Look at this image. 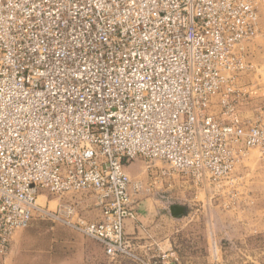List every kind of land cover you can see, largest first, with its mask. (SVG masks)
Here are the masks:
<instances>
[{
  "label": "built area",
  "instance_id": "2783aa9c",
  "mask_svg": "<svg viewBox=\"0 0 264 264\" xmlns=\"http://www.w3.org/2000/svg\"><path fill=\"white\" fill-rule=\"evenodd\" d=\"M263 8L264 0H0V256L45 217L124 255L136 196L154 188L133 179L127 161L166 163L155 179L174 171L220 181L252 149L264 153V126L230 112ZM44 190L94 192L103 217L81 218L72 203L46 210Z\"/></svg>",
  "mask_w": 264,
  "mask_h": 264
},
{
  "label": "rangeland",
  "instance_id": "374dc122",
  "mask_svg": "<svg viewBox=\"0 0 264 264\" xmlns=\"http://www.w3.org/2000/svg\"><path fill=\"white\" fill-rule=\"evenodd\" d=\"M262 21L264 24V18ZM247 60L253 66L239 76L240 95L232 97L236 101L230 112L264 126V29L250 44ZM212 111L221 121L229 122L221 104L213 105ZM127 163L141 167L140 171L149 165L169 168L160 160L142 156ZM136 178L144 185L152 184L165 197L161 199L167 206L168 232L162 242L150 234L140 237L126 229L129 253L112 258L96 240L60 220L45 217L16 232L9 252L0 256V264H264L263 152L252 149L233 174L220 181L197 182L189 174L174 171L158 179ZM89 199L97 202L94 192L55 194L44 190L38 202L49 211L73 203L82 216L81 212L92 214L99 207H84L83 202ZM171 205L186 209L175 216V222Z\"/></svg>",
  "mask_w": 264,
  "mask_h": 264
},
{
  "label": "crops",
  "instance_id": "0c3cea01",
  "mask_svg": "<svg viewBox=\"0 0 264 264\" xmlns=\"http://www.w3.org/2000/svg\"><path fill=\"white\" fill-rule=\"evenodd\" d=\"M263 10L264 8L262 9V12ZM263 18H264V12H263ZM248 155L240 163H238V165L242 164L244 160L248 157ZM126 169L128 173L133 177V179H137L136 178L137 176L142 177L143 179H146L147 176L148 178H153V177L155 178L156 176H159L161 172L160 167H155V166L151 168L148 167L147 169L143 168L142 171H140L141 167H136L129 163H127ZM161 198H165V197L159 191L155 190V187L152 188L151 192L149 193L140 192L139 194H137L136 199H135V204L133 207L137 211V216L136 218H127L126 220L127 231L132 232L135 235H140V237H143V235L150 234L153 237H155L154 239H158L159 243L162 242L164 239H166L167 232H168V228L166 227V223L168 221L167 206H166V202L162 200ZM95 204L98 205L97 202L95 203V201L93 202L91 199L85 200V202H83L84 207L89 206V205L93 206ZM173 206L174 205H171V215L173 217L172 221L175 222V219L177 218H175V216L172 214ZM99 207L91 211L93 212L92 214L89 213L88 211L81 212L82 216L80 217L88 221H90L89 219L90 217L95 218V220L102 219L103 217L102 210H101V207L100 208ZM95 220H91V221H95ZM98 243L101 245V247L104 250L103 245L100 242ZM12 244H13V241L11 243V247H12ZM104 253H105V250H104Z\"/></svg>",
  "mask_w": 264,
  "mask_h": 264
},
{
  "label": "water",
  "instance_id": "95a60500",
  "mask_svg": "<svg viewBox=\"0 0 264 264\" xmlns=\"http://www.w3.org/2000/svg\"><path fill=\"white\" fill-rule=\"evenodd\" d=\"M186 209L183 206L174 205L172 207V214L174 216H179L181 214H184Z\"/></svg>",
  "mask_w": 264,
  "mask_h": 264
}]
</instances>
